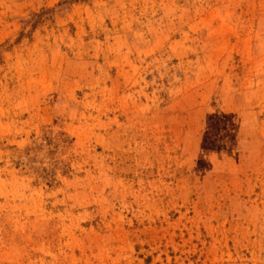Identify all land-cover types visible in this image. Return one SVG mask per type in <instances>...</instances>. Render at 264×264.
I'll return each mask as SVG.
<instances>
[{
    "label": "rangeland",
    "instance_id": "rangeland-1",
    "mask_svg": "<svg viewBox=\"0 0 264 264\" xmlns=\"http://www.w3.org/2000/svg\"><path fill=\"white\" fill-rule=\"evenodd\" d=\"M0 264H264V0H0Z\"/></svg>",
    "mask_w": 264,
    "mask_h": 264
}]
</instances>
